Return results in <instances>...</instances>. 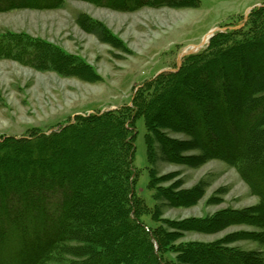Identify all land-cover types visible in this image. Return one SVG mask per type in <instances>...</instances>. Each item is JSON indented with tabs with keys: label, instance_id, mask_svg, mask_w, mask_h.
<instances>
[{
	"label": "trees",
	"instance_id": "obj_1",
	"mask_svg": "<svg viewBox=\"0 0 264 264\" xmlns=\"http://www.w3.org/2000/svg\"><path fill=\"white\" fill-rule=\"evenodd\" d=\"M64 1L0 0V10L48 9ZM147 1L100 0V5L120 3L132 10ZM244 26L213 37L177 72L145 83L131 106L77 116L49 134L32 131L28 137L1 139L0 253L11 250L15 256H0V264L54 259L169 264L164 257L169 233L143 220L134 196L133 127L139 117L148 129L174 121L176 132L189 130L208 157L235 165L264 205V12L253 14ZM23 46L40 50L36 42L21 46L5 39L0 53ZM252 57L258 65L254 73L248 63ZM240 86L244 89L234 88ZM174 103L180 105L178 112H169L167 106ZM192 223L180 230L199 231ZM177 252L178 264H204L210 256L222 264L250 262L219 244L195 243Z\"/></svg>",
	"mask_w": 264,
	"mask_h": 264
},
{
	"label": "rangeland",
	"instance_id": "obj_2",
	"mask_svg": "<svg viewBox=\"0 0 264 264\" xmlns=\"http://www.w3.org/2000/svg\"><path fill=\"white\" fill-rule=\"evenodd\" d=\"M260 10L264 0H148L132 10L66 0L48 9L0 10V40L40 47L0 53V140L49 134L77 116L131 106L145 83L206 49L211 40L193 50L210 32L243 28ZM249 59L254 73L257 60ZM178 104L168 111L178 112ZM161 123L148 129L144 118L134 122L133 191L143 220L169 233V264H178L177 248L195 243L219 244L247 257L246 264H264L261 199L235 165L208 157L189 130ZM190 223L199 231L180 230ZM9 252L0 256H15ZM203 263L222 264L212 256Z\"/></svg>",
	"mask_w": 264,
	"mask_h": 264
},
{
	"label": "water",
	"instance_id": "obj_3",
	"mask_svg": "<svg viewBox=\"0 0 264 264\" xmlns=\"http://www.w3.org/2000/svg\"><path fill=\"white\" fill-rule=\"evenodd\" d=\"M213 32H210V34H209V36H208V41H206V42H204V44H208L209 42H210V40H211V38L213 37ZM203 44V45H204ZM203 45H201L200 47H194V51H196L197 49H199V48H202L203 47ZM185 56V54H183V55H181V57H180V60L183 58ZM180 64H181V61H180ZM180 64L178 65L179 67H180ZM178 70V69H177ZM167 72H176V70H174V71H168V70H164V71H162V72H160V74H162V73H167Z\"/></svg>",
	"mask_w": 264,
	"mask_h": 264
},
{
	"label": "bare ground",
	"instance_id": "obj_4",
	"mask_svg": "<svg viewBox=\"0 0 264 264\" xmlns=\"http://www.w3.org/2000/svg\"><path fill=\"white\" fill-rule=\"evenodd\" d=\"M209 36V35H208ZM208 37L205 39V41L204 42H206V41H208ZM204 42H203V44H204ZM188 50H192V48H190V49H188ZM186 52H189V51H186Z\"/></svg>",
	"mask_w": 264,
	"mask_h": 264
}]
</instances>
